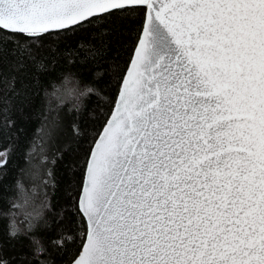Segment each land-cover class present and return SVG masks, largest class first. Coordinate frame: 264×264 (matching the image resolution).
Here are the masks:
<instances>
[{
    "label": "snow or ice",
    "instance_id": "obj_1",
    "mask_svg": "<svg viewBox=\"0 0 264 264\" xmlns=\"http://www.w3.org/2000/svg\"><path fill=\"white\" fill-rule=\"evenodd\" d=\"M138 11L112 114L85 162L73 264H264V0H0V30L35 39ZM43 197L11 205L10 236L12 209H31L20 221L31 231L50 207Z\"/></svg>",
    "mask_w": 264,
    "mask_h": 264
},
{
    "label": "trees",
    "instance_id": "obj_2",
    "mask_svg": "<svg viewBox=\"0 0 264 264\" xmlns=\"http://www.w3.org/2000/svg\"><path fill=\"white\" fill-rule=\"evenodd\" d=\"M143 20V11L114 12L35 39L0 30V151L7 153L0 166V264H69L79 251L86 231L77 207L85 162ZM65 87L76 89L79 99L63 94ZM49 103L57 111L50 112ZM46 123L54 128L50 135H42ZM44 191L50 207L31 231L20 223L31 209H12L19 232L10 236L11 205L33 195L39 204ZM61 239L62 246L53 243ZM34 240L43 251L37 253Z\"/></svg>",
    "mask_w": 264,
    "mask_h": 264
},
{
    "label": "water",
    "instance_id": "obj_3",
    "mask_svg": "<svg viewBox=\"0 0 264 264\" xmlns=\"http://www.w3.org/2000/svg\"><path fill=\"white\" fill-rule=\"evenodd\" d=\"M142 24H143V23H142ZM53 31H56V30H53ZM135 45H136V43H135ZM134 47H135V46H134ZM133 50H134V48H133ZM132 53H133V51H132ZM131 57H132V54H131V56H130V59H131ZM130 59H129V61H130ZM128 64H129V62H128ZM128 64H127V66H126V69H125V71H124V74H125V72H126V70H127ZM124 74H123L122 78L124 77ZM121 80H122V79H121ZM120 87H121V82H120V85H119V87H118V91H117L116 97H117V95H118V93H119V91H120ZM116 97H115V100H114L113 106H114V104H115V102H116ZM113 106H112V108H113ZM112 108H111V110H110V112H109V114H108V116H107V118H106L104 124L102 125V127H101V129H100L98 135L96 136V138H95V140H94L92 146L96 143L97 138H98V136L101 134L102 129H103L104 125L106 124L108 117L112 114ZM92 146H91V148H90V150H89V154H90V152L93 150ZM89 154H88V156H89ZM84 170H85V169H84ZM83 181H84V174H83V178H82V183H83ZM82 183H81V185H82ZM79 199H80V192H79V195H78V200H77V202L79 201ZM84 219H85V218H84ZM81 247H82V244H81ZM81 247H80V248H81ZM79 253H80V249H79V251L77 252L76 256L71 260V262H70L69 264H73V261H74L75 258L79 255Z\"/></svg>",
    "mask_w": 264,
    "mask_h": 264
},
{
    "label": "rangeland",
    "instance_id": "obj_4",
    "mask_svg": "<svg viewBox=\"0 0 264 264\" xmlns=\"http://www.w3.org/2000/svg\"><path fill=\"white\" fill-rule=\"evenodd\" d=\"M0 153H5V151H0ZM5 157L4 156H0V161H4Z\"/></svg>",
    "mask_w": 264,
    "mask_h": 264
}]
</instances>
